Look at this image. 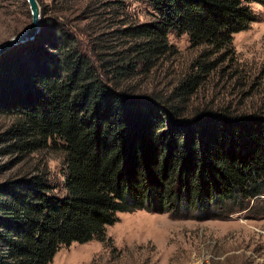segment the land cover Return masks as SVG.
<instances>
[{"label":"trees","instance_id":"16d2710c","mask_svg":"<svg viewBox=\"0 0 264 264\" xmlns=\"http://www.w3.org/2000/svg\"><path fill=\"white\" fill-rule=\"evenodd\" d=\"M38 1V33L0 55V264H48L103 239L117 211L264 193V101L250 99L264 65L253 74L232 45L264 0H140L141 21L128 0ZM170 31L187 36L183 62ZM44 147L60 190L29 163Z\"/></svg>","mask_w":264,"mask_h":264},{"label":"rangeland","instance_id":"374dc122","mask_svg":"<svg viewBox=\"0 0 264 264\" xmlns=\"http://www.w3.org/2000/svg\"><path fill=\"white\" fill-rule=\"evenodd\" d=\"M250 6L257 19L232 34V45L236 56L254 74L264 65V1H252ZM127 9L136 20L150 18L151 8L144 1L128 0ZM28 20L26 1L0 0V42L22 29ZM167 39L179 50L178 59L183 62L191 53L186 49V34L170 31ZM164 67L153 82L158 83L159 77L168 82V72L176 66L172 62ZM223 79H215L216 94L229 91L230 84L221 86ZM259 86L250 99L264 101V89ZM60 159L58 150L44 147L34 151L29 160L39 166L45 164L53 191L61 187ZM116 215L112 223L104 226L103 239L93 236L61 244L48 264H264V193L237 201L224 198L204 204L181 202L176 208L163 209L153 204L151 209L121 210Z\"/></svg>","mask_w":264,"mask_h":264},{"label":"water","instance_id":"95a60500","mask_svg":"<svg viewBox=\"0 0 264 264\" xmlns=\"http://www.w3.org/2000/svg\"><path fill=\"white\" fill-rule=\"evenodd\" d=\"M28 12V23L17 32L11 34L0 42V54L13 47L15 44L32 38L40 28L41 7L38 0H25Z\"/></svg>","mask_w":264,"mask_h":264}]
</instances>
